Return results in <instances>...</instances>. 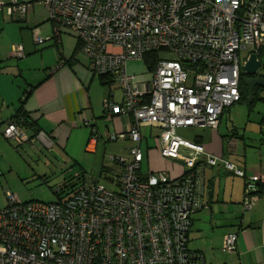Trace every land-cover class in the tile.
I'll return each instance as SVG.
<instances>
[{
	"label": "built area",
	"instance_id": "2783aa9c",
	"mask_svg": "<svg viewBox=\"0 0 264 264\" xmlns=\"http://www.w3.org/2000/svg\"><path fill=\"white\" fill-rule=\"evenodd\" d=\"M55 24L48 38L33 32L36 44L57 40L61 29L79 41L94 75L110 76L122 93L121 103L102 101L105 119L124 115L128 129L109 140H129L126 157H110L122 167L116 189L73 174L72 193L52 202H22L6 192L0 209V264H205L188 247L193 216L204 208V165L221 164L245 178L244 211L264 193V175L245 173L203 145L184 139L180 129H217L225 109L240 101L242 68L264 49V0H42ZM29 4L0 1V12L13 20ZM162 53L149 75L127 70L131 61ZM245 53L243 66L240 55ZM12 55L23 58L21 46ZM260 61V60H259ZM98 138L95 127L81 116ZM146 128L157 129L161 158L180 161L184 173H141V144ZM2 137L17 148L36 143L50 149L39 132L31 138L9 120ZM57 189L56 191H58ZM237 233H227L222 252H236ZM264 264V263H256Z\"/></svg>",
	"mask_w": 264,
	"mask_h": 264
},
{
	"label": "crops",
	"instance_id": "0c3cea01",
	"mask_svg": "<svg viewBox=\"0 0 264 264\" xmlns=\"http://www.w3.org/2000/svg\"><path fill=\"white\" fill-rule=\"evenodd\" d=\"M0 1L9 3V0ZM17 1L30 5L24 17L13 20L4 11L0 12V160L10 152L8 145H14L5 140L1 132L23 106L35 127L51 139L52 146L50 149L40 144H36L37 147L23 145L20 149L15 146V150L19 149L16 151L18 155L23 154L27 158L35 152L64 155L66 159L63 157V171L60 172L66 174L59 187L69 181L78 184L72 178L74 173L81 172L89 180L101 182L104 178L113 187L108 189H116L122 167L110 157H126L132 143L127 139L117 145L112 144L109 134L126 131L130 118L118 115L105 119L101 102L110 96L116 103H121L122 95L116 101L111 86L106 89L99 78L91 74L89 60L80 52L79 41L72 33L61 29L59 39L36 44L33 32L41 38H48L53 34L55 24L49 20L42 0ZM14 46L22 47L23 58L12 55ZM137 62L128 63V72L144 75L143 71L135 69ZM25 93L27 98L24 99ZM251 103L252 99L249 109L254 105ZM82 115L89 126L96 128L97 139H91ZM224 115L217 129L198 126L180 129L179 134L186 140L203 145L207 153L229 162L246 176L264 175V126L259 125L255 129L257 123L251 122L249 130L248 125L239 128L228 124ZM156 130L145 129L143 141L146 146L142 151L145 169L141 163V173L164 172L171 179L178 178L185 171L184 164L161 158L158 133L149 145ZM26 132L30 136L31 131ZM245 182V178L236 176L221 164L217 167L204 165V208L192 218L188 247L201 252L205 264L264 263V193L253 202L250 210L244 212ZM231 232L238 234L236 252L230 258L218 259L222 238ZM209 236L214 241L218 238V241L214 245L208 243Z\"/></svg>",
	"mask_w": 264,
	"mask_h": 264
},
{
	"label": "rangeland",
	"instance_id": "374dc122",
	"mask_svg": "<svg viewBox=\"0 0 264 264\" xmlns=\"http://www.w3.org/2000/svg\"><path fill=\"white\" fill-rule=\"evenodd\" d=\"M245 55V53L240 55L241 67L243 66L242 62ZM158 57L164 58L165 56L162 53H158ZM259 60L261 67L257 73V76L264 77V49L259 55ZM137 63L138 64L135 68L136 70H140V72L143 71L142 74L144 75L150 74L147 71V66L144 61H138ZM94 77L98 79L97 75H94ZM105 88L109 90V86H105ZM110 89L114 92L115 100L119 101L122 95L120 88L116 85V83L113 82ZM255 98L256 101L250 109L249 103L246 101L235 103L234 105L227 108L225 110L226 112L224 111L225 115L223 114L225 121H227L228 124L232 123L239 128H244L246 125H248V130L252 127L250 126V124H252L251 122L257 123L255 129L259 128V125L264 126V88H257L255 92ZM88 130L90 129L88 128ZM158 132V130L153 132L152 138L149 140V145H151L155 140V133L157 134ZM179 133L180 131H178V134ZM123 141L124 140H116L110 143L117 145ZM36 144L34 147L38 146ZM145 146L146 142L143 141L141 145L142 151H144ZM10 147L8 145L10 152L5 155L4 159L0 160V209L6 206V192L17 195L19 200L22 202L38 201L48 203L54 201L56 199L54 191L62 184L65 177L64 174H66L60 172L61 170L63 171L62 165L65 156H60L61 153L53 152H44L43 155H41L39 152H35V155H33L34 152H31L33 156L31 158H27V156H24L23 154H21L22 156L18 155V152L16 151L20 148L15 150V145ZM142 168L143 170L145 169V163H142ZM73 172H76V170L74 169ZM101 184H103L106 188H113L104 178L101 179ZM224 236L222 238L220 247H218L221 250L217 252V254H219V256H217L218 259L231 257V255L222 252ZM207 238V242L212 243L213 245L216 243V241H218V238H215L216 241H214L213 237L209 236Z\"/></svg>",
	"mask_w": 264,
	"mask_h": 264
},
{
	"label": "trees",
	"instance_id": "16d2710c",
	"mask_svg": "<svg viewBox=\"0 0 264 264\" xmlns=\"http://www.w3.org/2000/svg\"><path fill=\"white\" fill-rule=\"evenodd\" d=\"M263 51V50H262ZM261 51V52H262ZM261 54V53H260ZM158 52H151V53H148L144 56V63L146 64L147 68L148 69H152L153 66L155 65V63L158 61ZM246 75L245 74H241V79H240V82H239V89H240V102L242 101H246L249 103V89L248 87L242 82V79L245 77ZM99 80H100V83L102 85H105V86H111V84L114 82L112 77L110 76H105V75H102V76H99L98 77ZM257 88L259 87H256L254 88L253 92H252V103L251 104H254L255 101H256V98H255V92L257 90ZM24 99L27 98V93L24 94ZM23 99V100H24ZM23 105V103H22ZM23 107V106H22ZM20 108L18 110V112L15 114V116L10 119L11 121H14L15 123H17L18 125H20L21 127H23L25 130H29L31 131V134H30V137L33 138L35 137L39 132L40 130H38L36 127H35V124L29 119L27 113L23 110V108ZM226 110V109H225ZM224 114V112H223ZM222 118V117H221ZM59 190L58 191H54V194L55 196H58L59 193H72L74 192L76 189H77V184H74L72 182H66L64 185H62L61 187L58 188ZM263 192L260 191V194H262Z\"/></svg>",
	"mask_w": 264,
	"mask_h": 264
},
{
	"label": "water",
	"instance_id": "95a60500",
	"mask_svg": "<svg viewBox=\"0 0 264 264\" xmlns=\"http://www.w3.org/2000/svg\"><path fill=\"white\" fill-rule=\"evenodd\" d=\"M261 67V63L257 60L255 54H251L249 60L243 66L242 71L246 76L242 79V82L249 89V101L252 99V92L254 88H264V77H255Z\"/></svg>",
	"mask_w": 264,
	"mask_h": 264
},
{
	"label": "flooded vegetation",
	"instance_id": "af4514ba",
	"mask_svg": "<svg viewBox=\"0 0 264 264\" xmlns=\"http://www.w3.org/2000/svg\"><path fill=\"white\" fill-rule=\"evenodd\" d=\"M255 77H259V76L256 75Z\"/></svg>",
	"mask_w": 264,
	"mask_h": 264
}]
</instances>
